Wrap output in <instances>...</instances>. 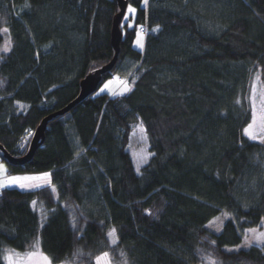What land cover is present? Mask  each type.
Returning a JSON list of instances; mask_svg holds the SVG:
<instances>
[{"label":"trees","instance_id":"obj_1","mask_svg":"<svg viewBox=\"0 0 264 264\" xmlns=\"http://www.w3.org/2000/svg\"><path fill=\"white\" fill-rule=\"evenodd\" d=\"M129 4L134 23L101 85L119 74L131 90L96 91L53 118L28 163L0 150L9 175L52 174L51 185L1 190L0 264L6 248L28 251L37 238L56 264H96L105 251L119 264H264V243L243 240L264 224V143L243 135L252 75L264 73V0ZM118 12L117 0H0V144L10 154L24 156L41 121L112 60ZM138 121L154 153L139 173L128 150ZM219 214L215 232L207 224Z\"/></svg>","mask_w":264,"mask_h":264},{"label":"rangeland","instance_id":"obj_2","mask_svg":"<svg viewBox=\"0 0 264 264\" xmlns=\"http://www.w3.org/2000/svg\"><path fill=\"white\" fill-rule=\"evenodd\" d=\"M128 16V19L125 20L123 18L122 25L121 27L123 28L124 24L128 22L129 25H133L134 23V16L135 14H129L128 11L126 10V14ZM139 32H137L135 40H134V48L138 50H142L141 48L137 47L136 41L139 37ZM145 35L143 34V43H145ZM9 38L6 36L5 37V42H4V47H9ZM118 78V79H117ZM127 81V84L124 82ZM105 85H108L107 88H105ZM125 87L132 88V85L128 83V80L126 77L121 76L119 74H115L113 78L107 79L97 90V93H108L113 96L115 95H121V93L126 94L129 91H125ZM101 89H104V91H101ZM249 102L251 106V110H253V106L255 107V112H256V122L255 125L252 129L253 134L257 136L264 135V132L261 131V124H262V117H264V73L262 71L257 70L251 78L250 85H249ZM252 123V120L251 122ZM141 123L138 121L136 123L135 129L131 133L130 136V142L128 145V150L131 154V157L133 159L134 165L137 167V162L142 155H146L147 153L150 152V146H149V141L146 132H142L140 128ZM248 126V125H247ZM246 126V127H247ZM144 128V127H143ZM254 141H260L259 139L254 140ZM151 156H149L148 161L150 160ZM0 165L3 166V169L0 170V181L5 182L4 187H0V192L3 188L6 187H16L22 190H31L37 188L35 185H44V184H50L51 182H44L43 180H32V181H21L23 184L31 185L30 187H20L18 184L16 185H7V180L9 177H25V176H37V175H31V174H17V175H6V168H8V165L0 160ZM145 165V164H144ZM142 165L141 168L144 166ZM141 170V169H140ZM52 189L55 188L54 185L51 186ZM56 192V189L55 191ZM224 222H225V217L222 214L217 215L216 217L212 218L210 222H208L207 226L210 228L212 231L215 232H221L224 227ZM255 233H260L264 232V224L261 228H251L248 229L244 236L243 240L245 238V235L252 237ZM113 241L117 242V237H116V232L113 233V235L110 237V242L111 244ZM264 242H261L263 244ZM252 244H256L255 241H253ZM7 250H12V259H13V264H42L43 262V256L40 255V253H44V251L41 248V242L38 240L36 242L34 248L28 251H18L13 248H6L4 253H3V258L5 263L7 264V261L5 260V256L8 254ZM35 252V255H30L31 253ZM47 255V254H45ZM119 258L115 259L112 257L110 254L108 257H103L101 255V264H108L110 261V264H119L118 261ZM122 261H120V264H124L125 261H123V258L120 257ZM52 264H56L53 263ZM59 264H66V263H59Z\"/></svg>","mask_w":264,"mask_h":264},{"label":"water","instance_id":"obj_3","mask_svg":"<svg viewBox=\"0 0 264 264\" xmlns=\"http://www.w3.org/2000/svg\"><path fill=\"white\" fill-rule=\"evenodd\" d=\"M117 2L119 5V12L114 16L112 30H111V42L115 50L112 60L109 63L103 65L102 67L88 73L81 80L80 82L81 90L78 97H76L72 102H70L68 105H66L59 111H56L55 113L48 115L41 121V123L38 125V127L36 128L33 134L29 149L24 156L22 157L13 156L5 149V147L2 144H0V150L3 152L4 158L8 163L13 165H23L25 163H28L33 158L37 149L44 143L49 121H51L53 118L57 117L58 115H63L66 112L70 111L78 103H80L85 98L92 95L93 93H95L101 85V82L103 80V75L113 70L116 63L118 62L119 55L121 52V42L123 39V30L121 25L123 18L126 14V10L128 8V0H117Z\"/></svg>","mask_w":264,"mask_h":264},{"label":"snow or ice","instance_id":"obj_4","mask_svg":"<svg viewBox=\"0 0 264 264\" xmlns=\"http://www.w3.org/2000/svg\"><path fill=\"white\" fill-rule=\"evenodd\" d=\"M148 4H149V0H143V5L145 6V8L148 6ZM127 11H128L129 14H133L134 15L136 13L137 9L135 7H133L131 4H129L128 8H127ZM124 19L127 20L128 16L125 15ZM129 26H131V25H129ZM158 30H159L158 26L156 28L151 29V31H153V32L158 31ZM4 31L7 32L8 30L4 29ZM143 31H144L143 28H141L140 32L138 34L140 38H138L137 41H136L137 47H139L141 49H143V47H144ZM2 51L7 53V52L11 51V49L9 47H4L2 49ZM0 59H3V57H0ZM124 83L127 84V81H125ZM107 87H108V85H105V88H107ZM130 90H131L130 88L125 87V91H130ZM101 91H104V89H101ZM122 94L123 93H121V95ZM237 103H239V101H237ZM255 122H256V112H255V107L253 106L252 123H249L248 126L243 129V135H246L251 140L259 139L261 143H264V135L257 136L255 134H253V132H252V129H253L254 125H255ZM140 128H141L142 132L145 131V129L143 128L142 124L140 125ZM261 131L264 132V117H262ZM77 155H79V153H77ZM153 155H154V153H147L146 155L140 156V158H139V160L137 162V167H136L137 173L140 172L141 166L148 162L149 156H153ZM2 169H3V166L0 165V170H2ZM51 175L52 174L49 173V172H44V173L40 174L39 176H25V177H14L13 176V177H9L6 183H7V185H16V184H18L20 187H30L31 185L23 184V183H21V181L43 180V181H45L47 183V182L50 181ZM4 186H6L5 182L0 181V187H4ZM35 186L36 187H42V185H35ZM52 190L55 191V188H53ZM32 203H33V206H35V204L37 202L33 201ZM149 214H151V213H149ZM75 227H76V225H75V218H74L73 219V228H75ZM115 231L116 230L113 228L108 233V235L112 236ZM38 239L39 238H37V242H38ZM253 241L256 242V246L257 247H260L261 246V242H264V232L255 233V231H254V235L252 237H249V236L245 235L244 246L245 247H251ZM113 243H116V241H113ZM235 250L238 251L239 250V246ZM227 251L231 252V251H233V249H227ZM7 252H8V254L5 256V260L7 261V264H13L12 250H7ZM35 254L36 253L33 252L30 255H35ZM40 255L43 256L42 264H52V259L53 258H50L48 255H45L43 253H40ZM102 256L103 257H108L109 253L107 251H105V252L102 253ZM96 264H101V256H97L96 257ZM108 264H110V261L108 262ZM124 264H127V260H125Z\"/></svg>","mask_w":264,"mask_h":264},{"label":"crops","instance_id":"obj_5","mask_svg":"<svg viewBox=\"0 0 264 264\" xmlns=\"http://www.w3.org/2000/svg\"><path fill=\"white\" fill-rule=\"evenodd\" d=\"M17 174H24V173H17ZM17 174H12V175H17ZM40 174H42V173H32L31 175H37V176H39ZM6 175H9L8 173H7V168H6ZM12 175H10V176H12ZM45 182V181H44Z\"/></svg>","mask_w":264,"mask_h":264},{"label":"built area","instance_id":"obj_6","mask_svg":"<svg viewBox=\"0 0 264 264\" xmlns=\"http://www.w3.org/2000/svg\"><path fill=\"white\" fill-rule=\"evenodd\" d=\"M141 28H143V30H144V31H143V33H144V34H147V33H148V30H147V28H146V26H145V25H144V26H142ZM141 28H140V29H141Z\"/></svg>","mask_w":264,"mask_h":264}]
</instances>
